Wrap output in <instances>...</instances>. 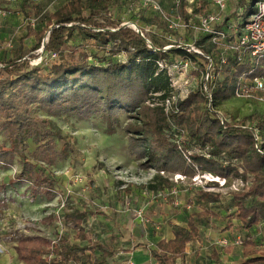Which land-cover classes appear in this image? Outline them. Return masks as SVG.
<instances>
[{
  "label": "trees",
  "instance_id": "16d2710c",
  "mask_svg": "<svg viewBox=\"0 0 264 264\" xmlns=\"http://www.w3.org/2000/svg\"><path fill=\"white\" fill-rule=\"evenodd\" d=\"M258 1L242 0L240 19L234 14L224 20H239L243 25L255 12L254 2ZM118 5L119 0H67L49 16L44 28L28 23L27 34L19 41L18 56L0 63V165L18 167L13 180L23 183L21 188L28 191L31 200L37 197L41 202H51L60 191L53 169L63 165L74 151V144L51 118H99L105 124V133L115 135L126 116L133 120L123 128L128 136L127 148L141 161V168L186 177L200 172L244 183L246 188L233 196L236 211L228 216L240 222L242 233L226 238L231 244L225 250L231 253L240 237L243 260L237 264H264V248H259L250 236L254 228L264 224V116H247L240 121L230 116L222 122L217 113L225 102L235 98L234 88L241 77L264 79V54L251 63L239 62L236 55L227 53V64L220 68L211 36L194 44L202 55L190 53L177 43L168 44L172 47L165 50L167 45L159 44L154 37L149 45L112 17ZM186 7L187 0H179L180 15L187 19ZM147 23L163 25L159 20ZM227 25L224 22L221 28L225 30ZM75 34L81 39V49L76 54H65V46ZM31 38L35 44L28 47L25 41ZM87 45L93 47L92 52L85 49ZM40 49L55 53L56 58L32 65L31 59L38 58ZM205 56L214 59L215 72L220 75L212 92L211 108L202 91L190 93L168 112L164 107L147 104L165 102L172 95L171 69L177 59L206 70L209 60ZM256 130L261 137V152L257 149ZM155 179L164 184L162 188L170 187L161 176ZM13 183L0 184V194ZM158 186L151 189H162ZM193 199L190 204L201 210L189 214L185 226L174 225L171 239L158 241L153 249L138 243L129 252L145 247L155 264H187V246L200 238V221L221 217L210 207L220 203V194L198 189ZM90 215L95 214L80 210L64 213L60 222L70 229L72 237L61 234L55 240L45 236L22 239L16 247L19 262L108 264L116 250L89 227ZM233 220L227 221L223 232L234 228ZM113 235L111 232V240ZM213 256L222 264L218 254Z\"/></svg>",
  "mask_w": 264,
  "mask_h": 264
},
{
  "label": "rangeland",
  "instance_id": "374dc122",
  "mask_svg": "<svg viewBox=\"0 0 264 264\" xmlns=\"http://www.w3.org/2000/svg\"><path fill=\"white\" fill-rule=\"evenodd\" d=\"M196 1L199 4L196 14L199 15L216 13L221 17L234 16L242 7V0H228L224 10L216 7L211 0ZM66 2L67 0H56L43 10L40 7H34V11L30 13L31 18L25 15L22 20H0V63L18 56L19 41L26 36V27L29 22H32L36 28H44L52 11ZM157 6L160 10L156 9ZM200 10L201 12L198 13ZM1 11L6 14L5 17L8 16V12ZM161 12L170 19H177L181 16L179 0H150L146 4L140 0H128L113 8L112 17L122 21L123 24L138 20L141 27L149 25L147 20H159V23L163 25L156 24L154 33L151 32L149 35L161 45L175 44L174 40L183 34L168 31L166 24L162 21L164 18ZM11 13L18 14L20 11L14 9ZM25 43L28 47H32L35 39L31 38ZM80 44L81 39L75 34L66 44L65 54L78 53L81 49ZM85 49L89 53L93 51L92 46L87 45ZM41 50L43 49L38 51V57L41 55ZM35 59L38 58L31 59V62ZM200 75L198 72L193 75L195 78L192 76H189L190 79L179 78L180 89L187 92L200 85L202 77ZM196 91L201 90L196 89L194 92ZM147 104L151 107H164L167 111L162 101L155 100V103ZM36 112L42 114L38 110ZM219 112L225 117H236L239 121L247 116L257 118L264 116V102L233 98L225 102ZM51 119L74 144V151L66 162L53 169L60 182L59 195L47 205L45 201L41 202L37 197L31 200L28 191L21 188L24 186L23 183L13 180L15 174L19 172L18 167L0 165V184L14 182L13 186L5 187L0 194V262L6 259L10 264L21 263L16 259L15 251L22 239L30 240L35 236H45L55 240L61 234L70 235V229L60 221H63L64 213L74 210L90 211L95 214L90 223L92 228L105 237L116 250V255L108 264L131 263L132 256L129 253L134 252L129 251L134 241L145 240L143 239V231L147 230L145 228H155L163 224L165 228L172 230L175 225L173 222L182 224L187 221L189 214L200 211L201 207L190 204L198 189L220 194L225 204L210 206L215 212L220 210L219 212L222 213L221 218L210 220L212 229L223 232L227 221L231 218L236 219L228 216L236 211L232 206L233 196L246 188L241 180L226 181L200 172L195 177H186L179 173L141 168V161L130 155L127 148L128 136L123 128L128 122H133L128 117L123 116L121 128L115 135L105 133V124L99 118L93 121H79L76 117L66 116ZM158 175L170 183L168 189L162 188L164 184L155 179ZM212 182L217 185H212ZM157 184H160L158 189L159 187L162 189H151V186ZM229 208L232 210L229 211ZM182 211L184 217L181 215ZM139 212L142 213L143 219L138 218ZM235 222L238 223L237 220ZM200 224H205V221H200ZM111 232L114 234L113 240L110 237ZM139 244L142 245L141 241ZM215 247L220 254L215 252L219 256L224 255L225 260H228L227 255H231L230 258L237 260L234 262H240L238 259H241V245L233 246L231 253H228L225 247L220 248L218 245L211 246L207 250L195 249L198 254H193V260L209 264Z\"/></svg>",
  "mask_w": 264,
  "mask_h": 264
},
{
  "label": "built area",
  "instance_id": "2783aa9c",
  "mask_svg": "<svg viewBox=\"0 0 264 264\" xmlns=\"http://www.w3.org/2000/svg\"><path fill=\"white\" fill-rule=\"evenodd\" d=\"M10 2L11 0H3ZM139 1V0H137ZM144 1L145 4L150 2V0H140ZM213 4L220 10H224L227 6L228 0H211ZM155 3V2H152ZM196 0H187L186 12L188 18H183L179 16L177 19L173 20L168 18L165 13L161 12V16L164 18L162 20L168 31L170 32H180L183 34L179 36L177 40H174L179 45H184L185 49L190 53H196L202 55L203 52L200 49H196L194 44L197 40L204 36H211V42L217 47L214 51V55L220 58V62L217 64L220 68L227 64V53L234 54L238 57L239 62L250 61L251 63L258 62L259 58L264 54V0H260L255 4V12L250 16L249 20L243 25H239V20H224L226 16L221 17L220 14L216 13H203L201 15L196 14L198 6ZM160 10L159 6L156 7ZM243 8L239 9L235 15L240 19ZM1 15L5 16V13L0 12ZM228 16V15H227ZM224 22H228L227 29L223 30L221 27ZM123 27L131 28L138 35H140L149 45H152V39L149 35L151 32L154 33L156 25L141 27L139 24L134 22H127L122 24ZM170 37V35H168ZM175 39V38H174ZM189 39V40H187ZM172 46H165V50L170 49ZM41 55L38 59L31 62L32 65H39L45 59H55L56 54H47L44 50H41ZM209 61L206 70H202L199 66L195 67L190 61H184L177 59L172 67V72L174 74L173 80V93L164 102L167 111L171 110L179 100L186 98L190 93L194 92L196 89H200L209 103V108L212 106L213 102V90L216 87V82L219 79V73L215 72L214 59L212 57L205 56ZM200 69V70H199ZM195 71L200 72L201 86H195L192 90L184 92L180 89L179 78L190 79L189 76L195 78ZM199 80V79H198ZM204 88V90H202ZM234 97L236 99H255L259 102H264V79L256 78L253 80L241 77L235 85ZM218 117L222 122L227 121L228 117H225L221 112L217 111ZM251 128V127H250ZM256 139L258 141L257 149L259 152L261 143V137L258 135V131H255ZM138 218L143 219L141 212L138 213ZM231 243L227 239L220 241V245L226 247ZM235 245H242V240L240 237L236 240ZM129 264H133L132 262Z\"/></svg>",
  "mask_w": 264,
  "mask_h": 264
},
{
  "label": "crops",
  "instance_id": "0c3cea01",
  "mask_svg": "<svg viewBox=\"0 0 264 264\" xmlns=\"http://www.w3.org/2000/svg\"><path fill=\"white\" fill-rule=\"evenodd\" d=\"M55 1L56 0H11L10 2H6L3 0H0V12H2L1 10H5L6 12H8L7 17L1 15V13H0V20H17V19L22 20L25 17V15L28 16V14H29V16H31L30 13L34 11V7H40L43 10V8L47 7L48 5H52L53 2H55ZM125 2H128V0H119V4H121V5ZM139 5H141V3H139ZM14 9H18L20 11V13L12 14L11 12ZM54 11L55 10H53L52 13ZM146 26H148V25H146ZM221 198H222V196H221ZM45 202H46L45 205H47L48 202L47 201H45ZM218 204L225 205L222 202V199H221V202ZM232 205H233V203H232ZM231 210L232 209L229 208V211H231ZM219 211H216V212H219ZM87 212H90V211H87ZM182 214H184L183 211H182L181 215ZM92 218H93V216H91V215L88 216V221H87L89 227H91V228H92V226L90 223L92 222ZM213 219L214 218L209 219L208 221H205V224H198V227L200 230V238L196 242L190 243L187 246V250H186L187 255L185 258V262L187 264H194V263L203 264L200 262H196V260H193V254H196V255L198 254V252L195 249L207 250L209 247H211V246L214 247L215 245H218L221 248L222 245L220 246V240H223L226 238L227 239H231V238L233 239L236 236H241L242 232H240V222L237 219L233 220L234 228L228 232H219L216 229H212L213 226H212V223H210V220H213ZM235 220H237L238 223H236ZM186 222L182 223L181 225L185 226ZM173 223L175 225H180V223H177V222H173ZM92 225H94V223ZM145 229H147V230H144V231L142 230L143 235H144L143 239H145V240L144 241L140 240V241L142 244H147L148 245L147 247L151 248V249L154 248L155 244L158 241H160L162 239L169 240L173 237V233H172L171 228L167 229V228H165V226L163 224L157 225V226H155V228L152 227V228H145ZM210 236H211V238H210ZM250 236L256 240L259 248H264V224L254 228L250 232ZM140 241H138V242L134 241L131 248H133L135 246V244H138ZM213 241H215V242H213ZM222 247H224V246H222ZM148 248H146V249H148ZM146 249H145V247H141V248H137L134 251V253H129L130 256H132L133 264H135V263L136 264H143V263L149 264L152 262L150 255H149V251H148L149 249L148 250H146ZM216 249L217 248L215 247L214 252L212 254L211 262L209 264H218L217 261L214 260V256H213L214 253H216L215 251H217ZM217 253L220 254L219 251H217ZM230 256L231 255H227L228 260H225L224 255L219 256V262L222 264H237L238 262H234L237 260L230 258ZM15 257H16V259H18L17 252H16ZM188 259H190V261ZM231 260L233 262H230ZM239 260L240 261L243 260L242 248H241V259H238V261ZM0 264H10V262H9V260L4 259L0 262ZM20 264H22V263H20Z\"/></svg>",
  "mask_w": 264,
  "mask_h": 264
},
{
  "label": "water",
  "instance_id": "95a60500",
  "mask_svg": "<svg viewBox=\"0 0 264 264\" xmlns=\"http://www.w3.org/2000/svg\"><path fill=\"white\" fill-rule=\"evenodd\" d=\"M256 4V2H254V5Z\"/></svg>",
  "mask_w": 264,
  "mask_h": 264
}]
</instances>
